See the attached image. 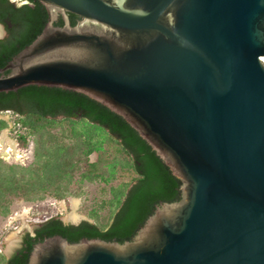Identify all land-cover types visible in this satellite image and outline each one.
<instances>
[{"label": "water", "instance_id": "1", "mask_svg": "<svg viewBox=\"0 0 264 264\" xmlns=\"http://www.w3.org/2000/svg\"><path fill=\"white\" fill-rule=\"evenodd\" d=\"M38 1L47 21L0 69V92L97 100L182 185L132 240L53 235L27 264H264V0Z\"/></svg>", "mask_w": 264, "mask_h": 264}, {"label": "trees", "instance_id": "2", "mask_svg": "<svg viewBox=\"0 0 264 264\" xmlns=\"http://www.w3.org/2000/svg\"><path fill=\"white\" fill-rule=\"evenodd\" d=\"M47 17L45 6L38 0H28L21 6L0 0V23L7 33L0 38V69L35 39ZM70 21L74 25L76 15L70 14ZM55 24L62 25L63 21ZM1 112L16 115L11 129L19 144L31 147L33 157L29 165L0 159L2 218L12 211L14 197L34 202L42 199L53 184L57 185L53 195L62 197L58 176L64 171L70 179L81 158L88 163L82 173V179L88 181H109L115 178L118 166H126L136 176L129 185L113 187L108 202L115 210L106 227L88 220L71 224L58 216L50 217L34 229L33 235L26 232L20 247L6 259L1 256L0 264H27L34 244L53 235L71 242L82 238L119 243L132 240L156 206L181 198L182 181L139 132L122 115L81 92L42 85L0 92ZM57 123L64 125L62 134L68 124L70 143L57 139L61 134L53 132ZM6 127L8 122L0 118V134ZM104 143L114 149L112 160L105 166L100 160L90 162L91 155L103 149Z\"/></svg>", "mask_w": 264, "mask_h": 264}, {"label": "rangeland", "instance_id": "3", "mask_svg": "<svg viewBox=\"0 0 264 264\" xmlns=\"http://www.w3.org/2000/svg\"><path fill=\"white\" fill-rule=\"evenodd\" d=\"M6 34L5 30H0V38L5 37ZM15 117L16 115L11 112L0 113V118L8 122V127L4 128L1 132L9 129V133L6 131V134L14 142L17 141L15 144L19 151V155H12L8 158L0 156V159H3L8 163L18 162L22 165H29L33 159L31 156V147L19 144V141L16 140L14 135L15 133L11 129L13 127V120ZM59 119H61V117H59ZM63 126V123H57L54 126L55 128L53 129V132L59 135ZM65 127L66 130L63 134L61 133L60 138L57 139L64 143H70V140L72 139L70 137L68 124L65 123ZM102 147L103 149L91 155L89 161L92 162L100 160V164L105 166L112 160L111 158L113 157L114 149L111 147V144L107 143H104ZM77 164V169L73 170L70 179L68 172L63 171V173L58 176V182L62 188V197L57 198L53 195L57 186L56 184L49 186L44 191V197L34 202H26L23 198L14 197L12 211L10 214H8L5 218L0 217V257L2 256L4 259L8 258L18 247H20L22 238L26 232L33 233L34 228L50 217L58 216L65 223L73 222L67 218L68 213L73 210L75 213L80 215L78 218L79 220L77 219L75 223L79 221L81 222L82 220H88L106 227V225L110 222V215L115 210V207L108 202L112 197L111 193L113 187L116 188L121 184L129 185L133 183V179L136 175L126 166H118L115 178L109 181L101 179L88 181L86 179H82V173L88 163L84 160V158H81L80 162ZM73 198L78 199V204L75 209H73L71 203V199ZM60 201H64L65 208H63L60 204H57ZM23 208L28 209V214L25 218L17 217L15 219H11L15 213L22 212Z\"/></svg>", "mask_w": 264, "mask_h": 264}, {"label": "bare ground", "instance_id": "4", "mask_svg": "<svg viewBox=\"0 0 264 264\" xmlns=\"http://www.w3.org/2000/svg\"><path fill=\"white\" fill-rule=\"evenodd\" d=\"M16 147L17 146L15 142L6 134V131H3L0 134V156L4 158H8L12 155L18 156L19 151ZM71 203H72L73 209H75L78 204V199L76 198L71 199ZM59 204L63 206V208H65L64 201H60ZM27 214H28V209L23 208L22 212L15 213L11 219H15L17 217L25 218ZM79 216L80 215L78 213H75V211L73 210L72 212L68 213L67 218L72 221H76L79 218Z\"/></svg>", "mask_w": 264, "mask_h": 264}, {"label": "flooded vegetation", "instance_id": "5", "mask_svg": "<svg viewBox=\"0 0 264 264\" xmlns=\"http://www.w3.org/2000/svg\"><path fill=\"white\" fill-rule=\"evenodd\" d=\"M12 3H15V4H17V3H19V4H17L18 6H21V5H24V4H27L28 3V0H10ZM70 14H72V13H68V15H69V17H70ZM74 15V14H73ZM76 19H77V16H76ZM2 26H3V29L6 31V28H5V25L4 24H2V23H0ZM40 225V224H39ZM35 229V228H34ZM34 229H33V233H30L31 235H33L34 234Z\"/></svg>", "mask_w": 264, "mask_h": 264}, {"label": "built area", "instance_id": "6", "mask_svg": "<svg viewBox=\"0 0 264 264\" xmlns=\"http://www.w3.org/2000/svg\"><path fill=\"white\" fill-rule=\"evenodd\" d=\"M6 131H7V133H9V129H6ZM2 133V132H1ZM17 140V139H16ZM15 142H17V141H15ZM17 145H18V143H17ZM57 204H59V203H57Z\"/></svg>", "mask_w": 264, "mask_h": 264}]
</instances>
